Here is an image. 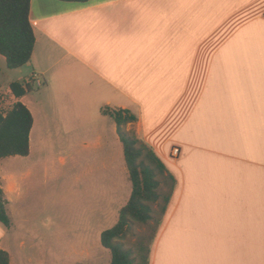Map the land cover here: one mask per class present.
<instances>
[{
	"label": "crops",
	"instance_id": "crops-1",
	"mask_svg": "<svg viewBox=\"0 0 264 264\" xmlns=\"http://www.w3.org/2000/svg\"><path fill=\"white\" fill-rule=\"evenodd\" d=\"M30 18V72L16 81L36 74L42 100L8 88L34 116L30 144L46 119L74 124L127 175L103 108L129 110L176 179L150 264H264V0H32ZM29 155L0 159L12 219ZM14 232L0 221L11 264Z\"/></svg>",
	"mask_w": 264,
	"mask_h": 264
},
{
	"label": "rangeland",
	"instance_id": "rangeland-1",
	"mask_svg": "<svg viewBox=\"0 0 264 264\" xmlns=\"http://www.w3.org/2000/svg\"><path fill=\"white\" fill-rule=\"evenodd\" d=\"M22 72L30 71L26 65L11 69L0 56V106L5 113L14 105L8 88ZM39 88L34 85L30 94L37 105L42 100ZM106 119L112 126L116 123L113 118ZM122 131L142 139L133 122L124 123ZM109 132L112 134L111 129ZM92 133L77 132L74 124L57 126L47 119L41 128L37 124L31 154L18 163L32 175L11 206L15 232L6 240L12 245V264H110L112 252L102 245L101 233L118 222L121 208L130 199L132 181L128 166L127 175L122 171V160L105 158L107 142L102 147L81 142V137ZM168 189L163 181L161 193ZM163 204L162 196L153 205L148 222L132 224L124 240L127 248H134L140 237L147 236L154 252Z\"/></svg>",
	"mask_w": 264,
	"mask_h": 264
},
{
	"label": "trees",
	"instance_id": "trees-1",
	"mask_svg": "<svg viewBox=\"0 0 264 264\" xmlns=\"http://www.w3.org/2000/svg\"><path fill=\"white\" fill-rule=\"evenodd\" d=\"M63 1L86 3L89 0ZM31 2L32 0H0V56L6 58L7 66L11 69L27 64L34 53L36 35L30 18ZM10 88L16 97H22L32 91L33 84L13 81ZM103 113L115 119L124 142L132 193L127 204L120 210L118 222L102 231L101 243L112 252L110 264H150L152 241L147 242V236L140 237L134 248H127L124 240L134 222L146 223L152 218L153 205L158 203L162 196L164 198V204L161 206L162 215L165 213L176 179L147 142L128 136L122 131L124 123L137 119L135 114L125 109L112 110L108 106L103 108ZM33 125L34 116L22 101L14 103L6 114L0 109V159L30 154V134ZM161 175L164 180L160 178ZM163 181L169 189L162 194L160 186ZM7 202L0 181V221L10 227L12 219L7 212ZM0 264H11L9 251L0 249Z\"/></svg>",
	"mask_w": 264,
	"mask_h": 264
},
{
	"label": "built area",
	"instance_id": "built-area-1",
	"mask_svg": "<svg viewBox=\"0 0 264 264\" xmlns=\"http://www.w3.org/2000/svg\"><path fill=\"white\" fill-rule=\"evenodd\" d=\"M26 84L31 83L33 85H36L38 87L42 86V81L38 78L36 74H32L25 82ZM1 109V106H0ZM2 110V109H1ZM5 113V112H4ZM6 114V113H5ZM174 151L176 153L179 152V148H175Z\"/></svg>",
	"mask_w": 264,
	"mask_h": 264
}]
</instances>
